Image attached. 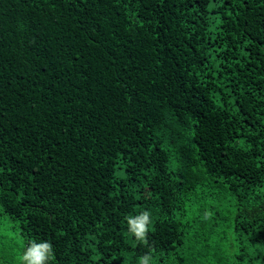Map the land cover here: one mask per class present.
<instances>
[{"label": "trees", "instance_id": "trees-1", "mask_svg": "<svg viewBox=\"0 0 264 264\" xmlns=\"http://www.w3.org/2000/svg\"><path fill=\"white\" fill-rule=\"evenodd\" d=\"M32 239L264 264V0H0V264Z\"/></svg>", "mask_w": 264, "mask_h": 264}, {"label": "clouds", "instance_id": "clouds-1", "mask_svg": "<svg viewBox=\"0 0 264 264\" xmlns=\"http://www.w3.org/2000/svg\"><path fill=\"white\" fill-rule=\"evenodd\" d=\"M152 221L150 209H144L127 217L128 230L137 238L146 237ZM52 245L47 240L32 239L20 256L21 264H49L52 259ZM152 257L146 253L138 258V264H151Z\"/></svg>", "mask_w": 264, "mask_h": 264}]
</instances>
